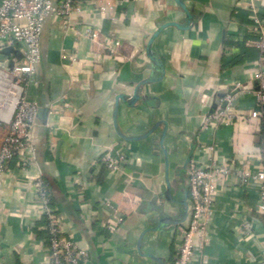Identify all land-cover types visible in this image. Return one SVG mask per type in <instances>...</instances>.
Masks as SVG:
<instances>
[{"label":"crops","instance_id":"0c3cea01","mask_svg":"<svg viewBox=\"0 0 264 264\" xmlns=\"http://www.w3.org/2000/svg\"><path fill=\"white\" fill-rule=\"evenodd\" d=\"M95 1L104 13L84 6L69 29L55 17L43 24L40 61L25 88L26 100L37 105L33 154L26 170L13 159L0 179V264H49L38 236L44 219L34 196L37 175L65 235L87 252L83 264H173L178 229L191 214L188 162L264 167V113L248 122L243 116L259 108L254 73L262 62L242 0ZM254 2L264 12V0ZM87 27L96 38L85 35ZM153 36L158 69L147 50ZM12 57L3 54L0 63L10 65ZM235 83L239 115L203 130V114L222 107ZM135 91L132 105L118 98L131 100ZM8 132L0 120V149ZM107 149L126 156L122 171L97 164ZM167 184L172 201L160 196ZM257 190L255 183L217 182L205 240L191 264H263Z\"/></svg>","mask_w":264,"mask_h":264},{"label":"built area","instance_id":"2783aa9c","mask_svg":"<svg viewBox=\"0 0 264 264\" xmlns=\"http://www.w3.org/2000/svg\"><path fill=\"white\" fill-rule=\"evenodd\" d=\"M251 13L250 33L255 36L254 47L259 51L262 62L254 73L257 89L254 91L258 109H252L245 116L259 117L264 113V12L260 11L254 0H242ZM95 0H0V58L2 51L11 47L18 52L20 60L13 57L10 65L0 63V120L9 126L0 149V179L9 171L13 159L19 160L22 170L27 169V158L33 154L31 128L35 124L37 105L25 98V88L36 72L40 61V37L45 20L55 17L66 29L72 26V17L81 15L84 6H95ZM101 13L105 9L96 5ZM85 35L96 38L95 29L87 27ZM241 91L235 83L233 90L223 96V106L213 112L204 113L202 129L219 128L225 122L235 119L239 112L234 110L233 101ZM209 146V150H213ZM126 156L114 149H107L97 160V164L109 172H120L126 166ZM34 196L40 216L49 221V245L47 247L49 264H83L88 258L85 250L77 247L73 239L67 237L54 210L49 206L48 188L40 175L33 178ZM234 179L239 185L255 183L258 186L256 211L264 215V167L250 170L248 164L235 167L212 159L206 166L191 159L185 169V181L190 201L191 214L188 224L178 229L179 244L173 264H191L196 252H201L205 240L208 218L216 195V184L220 180ZM121 218L117 219V223ZM117 224H107L105 229L111 233ZM243 230L250 234L251 224L245 222ZM199 240V248H194V239ZM264 264V261H263Z\"/></svg>","mask_w":264,"mask_h":264},{"label":"water","instance_id":"95a60500","mask_svg":"<svg viewBox=\"0 0 264 264\" xmlns=\"http://www.w3.org/2000/svg\"><path fill=\"white\" fill-rule=\"evenodd\" d=\"M178 2H179V1H178ZM179 3L181 4V2H179ZM187 18H188L187 22H189L190 19H191L190 16L188 15ZM153 38H154V36L151 38L147 50H148V56H149V58H150V61H151L152 65H153L155 68L158 69V68H161V66H160V64H159V62H158V60H157V58L153 55V53H152L151 50H150V44H151ZM2 53H3L4 55H9L10 53H13V54H15L16 56H19L18 52H17L16 50H14L13 48H11V47L5 48V49L2 51ZM118 98H119V99H122V100H123L126 104H128V105H132V104H133L134 102H136V100H137L136 91H135L134 96H133V98H132L131 100H126L122 95L119 96ZM117 107H118V104H116L115 109H114V112H113L114 126H115V130L117 131V133L121 136V134H120V132H119V130H118V128H117V125H116V112H117ZM121 137H122V136H121ZM133 138H134V137H133ZM129 139H131V138H129ZM160 196H162V198H164L165 200H168V201H172V200H174V199L172 198V196H171V193H170V186H169V184H167V187H166L165 192H164L163 194H161ZM183 204H184V206L187 207V205H186L185 202H183Z\"/></svg>","mask_w":264,"mask_h":264},{"label":"trees","instance_id":"16d2710c","mask_svg":"<svg viewBox=\"0 0 264 264\" xmlns=\"http://www.w3.org/2000/svg\"><path fill=\"white\" fill-rule=\"evenodd\" d=\"M44 182H45V179H43ZM46 183V182H45ZM47 185V183H46ZM48 188V186H47ZM48 201H49V206L52 208V200H51V196H50V192H49V188H48ZM56 215V213H55ZM44 219V223H43V226H42V229L40 230V232H38V236L39 238L44 242V245L46 247H48L49 245V233H48V225H49V221L45 218V217H42Z\"/></svg>","mask_w":264,"mask_h":264}]
</instances>
